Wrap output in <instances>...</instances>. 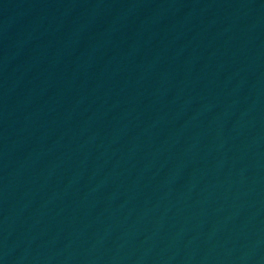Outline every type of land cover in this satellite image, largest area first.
Segmentation results:
<instances>
[{"label": "water", "instance_id": "1", "mask_svg": "<svg viewBox=\"0 0 264 264\" xmlns=\"http://www.w3.org/2000/svg\"><path fill=\"white\" fill-rule=\"evenodd\" d=\"M9 264H264V0H119Z\"/></svg>", "mask_w": 264, "mask_h": 264}]
</instances>
